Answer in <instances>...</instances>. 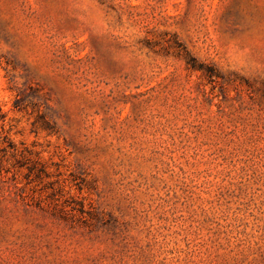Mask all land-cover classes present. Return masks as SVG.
I'll return each mask as SVG.
<instances>
[{
	"label": "rangeland",
	"instance_id": "1",
	"mask_svg": "<svg viewBox=\"0 0 264 264\" xmlns=\"http://www.w3.org/2000/svg\"><path fill=\"white\" fill-rule=\"evenodd\" d=\"M0 264H264V0H0Z\"/></svg>",
	"mask_w": 264,
	"mask_h": 264
}]
</instances>
